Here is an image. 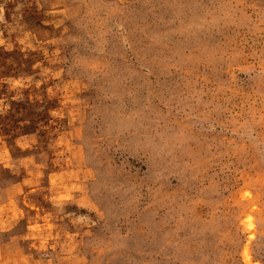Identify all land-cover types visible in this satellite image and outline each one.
Listing matches in <instances>:
<instances>
[{
    "label": "rangeland",
    "instance_id": "1",
    "mask_svg": "<svg viewBox=\"0 0 264 264\" xmlns=\"http://www.w3.org/2000/svg\"><path fill=\"white\" fill-rule=\"evenodd\" d=\"M0 264H264V0H0Z\"/></svg>",
    "mask_w": 264,
    "mask_h": 264
}]
</instances>
